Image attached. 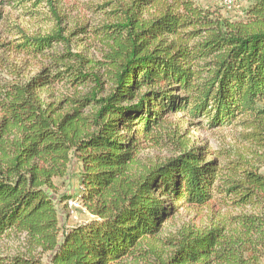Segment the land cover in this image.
<instances>
[{"label":"trees","instance_id":"obj_1","mask_svg":"<svg viewBox=\"0 0 264 264\" xmlns=\"http://www.w3.org/2000/svg\"><path fill=\"white\" fill-rule=\"evenodd\" d=\"M245 9L232 20L197 0H132L104 26L100 59L67 48L0 86V240L24 233L33 247L0 264H48L43 252L50 264L263 263L264 0ZM24 37L18 51L34 56L67 40ZM58 83L73 93L46 100ZM233 124L245 127L246 152L190 141ZM150 142L176 153L144 165ZM73 158L92 218L63 229L51 191ZM214 200L238 213L163 236L181 208Z\"/></svg>","mask_w":264,"mask_h":264},{"label":"rangeland","instance_id":"obj_2","mask_svg":"<svg viewBox=\"0 0 264 264\" xmlns=\"http://www.w3.org/2000/svg\"><path fill=\"white\" fill-rule=\"evenodd\" d=\"M32 0H0V86L5 83H18L32 78L41 72L43 67L51 65L56 54L67 48L72 51L83 50L89 57L100 59L104 49L102 40L105 36L104 26L117 23L121 10L126 8L132 0H43L34 4ZM198 4L212 10H219L232 20H238L245 13L249 0H234L229 7L223 0H197ZM60 31L66 41L56 42L49 54L34 56L20 53L18 44L24 36H49ZM53 65V64H52ZM73 93L66 85L55 84L43 91L46 100H56L64 95ZM179 116V115H178ZM178 116H173L176 119ZM183 125L187 123L182 121ZM245 127L240 124L225 126L210 130L198 129L190 133V141L209 147L216 155L225 151L246 152L248 142L242 136ZM175 149L168 143H144L138 151V159L144 165L166 161L175 154ZM83 164L73 158L68 174L58 177L55 182L58 186L52 192L58 207L59 219L63 229H68L86 222L92 218L81 199L83 184L81 181ZM68 198V205L66 200ZM70 200L79 201V205L70 208ZM238 211L225 207L220 200H214L204 207L189 206L181 208L168 224L166 237L169 231L175 232L180 228L194 227L205 229L220 221L229 219ZM33 248L26 234L12 233L0 240V256L29 253ZM37 254L42 249H36ZM42 257L50 264V253L43 252ZM264 264V261L263 263Z\"/></svg>","mask_w":264,"mask_h":264},{"label":"built area","instance_id":"obj_3","mask_svg":"<svg viewBox=\"0 0 264 264\" xmlns=\"http://www.w3.org/2000/svg\"><path fill=\"white\" fill-rule=\"evenodd\" d=\"M224 4L227 6H231L234 3V0H223ZM79 205V201H74V200H70L69 202V206L70 208H74L77 207Z\"/></svg>","mask_w":264,"mask_h":264}]
</instances>
